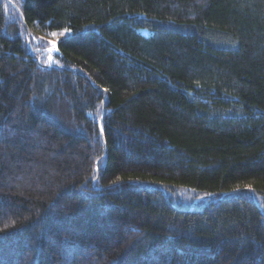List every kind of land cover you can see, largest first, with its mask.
I'll use <instances>...</instances> for the list:
<instances>
[{
	"label": "trees",
	"instance_id": "obj_1",
	"mask_svg": "<svg viewBox=\"0 0 264 264\" xmlns=\"http://www.w3.org/2000/svg\"><path fill=\"white\" fill-rule=\"evenodd\" d=\"M0 264H264V0H0Z\"/></svg>",
	"mask_w": 264,
	"mask_h": 264
},
{
	"label": "snow or ice",
	"instance_id": "obj_2",
	"mask_svg": "<svg viewBox=\"0 0 264 264\" xmlns=\"http://www.w3.org/2000/svg\"><path fill=\"white\" fill-rule=\"evenodd\" d=\"M67 31H68V29H64L62 32H59V33L58 32H50L49 35L52 36L53 38H55L57 36H63L64 33ZM48 43L51 45V47L48 49L49 52L58 50L56 47V40L55 39L49 41ZM50 59H51V57H50ZM100 132H101V134H103V127L102 126L100 128ZM237 190L238 189H233V191H237ZM248 190L252 191L251 188H249Z\"/></svg>",
	"mask_w": 264,
	"mask_h": 264
},
{
	"label": "rangeland",
	"instance_id": "obj_3",
	"mask_svg": "<svg viewBox=\"0 0 264 264\" xmlns=\"http://www.w3.org/2000/svg\"><path fill=\"white\" fill-rule=\"evenodd\" d=\"M60 32H62V31H60ZM58 33H59V32H58ZM65 33H66V32H65ZM65 33H64V34H65ZM41 37H43V39H45V41H46V43H47L46 52H47L48 54H52L54 51H51V52L48 51V49L51 47V45H50L48 42L51 41V40H53V39H55V40L57 41V39H58L60 36H57V37L53 38V37L50 36L49 34H42ZM48 58H50V55L48 56Z\"/></svg>",
	"mask_w": 264,
	"mask_h": 264
}]
</instances>
